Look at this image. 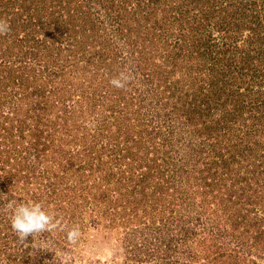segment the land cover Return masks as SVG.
Wrapping results in <instances>:
<instances>
[{"label": "rangeland", "instance_id": "1", "mask_svg": "<svg viewBox=\"0 0 264 264\" xmlns=\"http://www.w3.org/2000/svg\"><path fill=\"white\" fill-rule=\"evenodd\" d=\"M0 19V259L264 264V0H0ZM4 196L78 241L21 244Z\"/></svg>", "mask_w": 264, "mask_h": 264}, {"label": "clouds", "instance_id": "2", "mask_svg": "<svg viewBox=\"0 0 264 264\" xmlns=\"http://www.w3.org/2000/svg\"><path fill=\"white\" fill-rule=\"evenodd\" d=\"M11 28L6 19H0V35H7ZM131 73L121 71L117 76L110 79V84L117 89H125L132 82ZM89 126V125H86ZM4 207L8 214L10 227L15 233L17 240L21 244L30 235L40 237L43 233H52L54 231H64L66 239L75 244L80 236L79 226L69 227L62 217L54 212H49L45 204L40 201H21L16 199H7ZM33 246H35L33 244ZM0 264H7L5 259H0Z\"/></svg>", "mask_w": 264, "mask_h": 264}]
</instances>
